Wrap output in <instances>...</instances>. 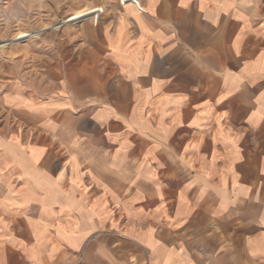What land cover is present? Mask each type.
<instances>
[{
    "label": "crops",
    "instance_id": "1",
    "mask_svg": "<svg viewBox=\"0 0 264 264\" xmlns=\"http://www.w3.org/2000/svg\"><path fill=\"white\" fill-rule=\"evenodd\" d=\"M142 3L5 86L0 264H264V0Z\"/></svg>",
    "mask_w": 264,
    "mask_h": 264
},
{
    "label": "rangeland",
    "instance_id": "2",
    "mask_svg": "<svg viewBox=\"0 0 264 264\" xmlns=\"http://www.w3.org/2000/svg\"><path fill=\"white\" fill-rule=\"evenodd\" d=\"M96 5L106 9V0H0V126L6 116L1 104L5 86L13 80L48 84L56 63L55 42L81 23L94 20L65 23L67 18Z\"/></svg>",
    "mask_w": 264,
    "mask_h": 264
},
{
    "label": "bare ground",
    "instance_id": "3",
    "mask_svg": "<svg viewBox=\"0 0 264 264\" xmlns=\"http://www.w3.org/2000/svg\"><path fill=\"white\" fill-rule=\"evenodd\" d=\"M103 11H104V7L101 5L84 8L83 10L76 13L78 17L75 20H73V22L83 20L87 17H94V20L97 21L101 16V14L103 13Z\"/></svg>",
    "mask_w": 264,
    "mask_h": 264
},
{
    "label": "built area",
    "instance_id": "4",
    "mask_svg": "<svg viewBox=\"0 0 264 264\" xmlns=\"http://www.w3.org/2000/svg\"><path fill=\"white\" fill-rule=\"evenodd\" d=\"M121 4H126L128 2H132L135 4L140 10L145 11L142 0H119ZM102 8V7H101Z\"/></svg>",
    "mask_w": 264,
    "mask_h": 264
}]
</instances>
